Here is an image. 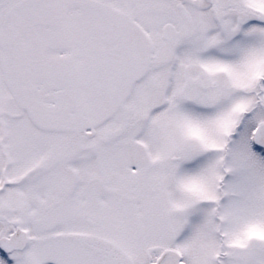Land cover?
Segmentation results:
<instances>
[{
    "label": "snow or ice",
    "instance_id": "1",
    "mask_svg": "<svg viewBox=\"0 0 264 264\" xmlns=\"http://www.w3.org/2000/svg\"><path fill=\"white\" fill-rule=\"evenodd\" d=\"M0 264H264V0H0Z\"/></svg>",
    "mask_w": 264,
    "mask_h": 264
}]
</instances>
